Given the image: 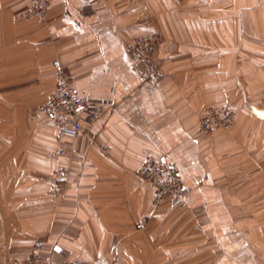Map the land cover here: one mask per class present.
<instances>
[{"label":"crops","instance_id":"0c3cea01","mask_svg":"<svg viewBox=\"0 0 264 264\" xmlns=\"http://www.w3.org/2000/svg\"><path fill=\"white\" fill-rule=\"evenodd\" d=\"M34 1L0 0V264L36 242L44 264H264V0H49L20 19ZM149 33L160 84L128 51ZM60 71L88 103L79 139L38 112ZM212 107L234 123L201 133ZM148 160L177 167L183 207H154Z\"/></svg>","mask_w":264,"mask_h":264},{"label":"built area","instance_id":"2783aa9c","mask_svg":"<svg viewBox=\"0 0 264 264\" xmlns=\"http://www.w3.org/2000/svg\"><path fill=\"white\" fill-rule=\"evenodd\" d=\"M50 1L35 0L31 10L23 13L20 19L38 17L45 21L48 14ZM162 44V37L157 33H149L138 37L128 46L129 53L139 61H144L149 78L156 84L164 80L156 53ZM58 83L55 90L48 96L38 112L46 117L57 127L59 139L71 137L82 138L85 129L79 120V115L87 106V101L79 95L72 85L71 79L64 71L58 74ZM104 107L96 109L90 116L96 121L105 115ZM235 120V111L227 107H212L203 116L200 125L201 133H211L217 129L230 128ZM66 155V151L59 149L50 153V159L56 160ZM138 176L152 189L154 193V207H159L165 200H170L176 207H183L184 199L189 190L184 186L177 167L165 161H146L138 172ZM41 242H36L31 253L26 259L10 264H44L40 256ZM64 264H104L102 262L87 263L75 261Z\"/></svg>","mask_w":264,"mask_h":264},{"label":"rangeland","instance_id":"374dc122","mask_svg":"<svg viewBox=\"0 0 264 264\" xmlns=\"http://www.w3.org/2000/svg\"><path fill=\"white\" fill-rule=\"evenodd\" d=\"M183 2H185V0H182ZM157 34H159L161 37H162V44L164 43V35L162 34V33H157ZM162 44H161V46H162ZM160 46V47H161ZM160 47H159V49H160ZM159 49H158V51H159ZM158 51H157V53H156V59H157V61H158V58H157V54H158ZM158 63H159V61H158ZM160 64V63H159ZM160 67H161V65H160ZM161 70H162V67H161ZM163 72V71H162ZM227 129H229V128H224V130H227ZM256 207H259L260 209H264V202H258L257 204H256ZM258 208V209H259ZM41 253V252H40ZM41 256V255H40ZM85 262H87V263H92L91 261H85ZM98 262H102V263H104V264H106V262L105 261H98ZM11 262H9L8 264H10ZM64 263H70V262H68V261H64L62 264H64Z\"/></svg>","mask_w":264,"mask_h":264},{"label":"trees","instance_id":"16d2710c","mask_svg":"<svg viewBox=\"0 0 264 264\" xmlns=\"http://www.w3.org/2000/svg\"><path fill=\"white\" fill-rule=\"evenodd\" d=\"M50 120V119H49ZM40 255H41V253H40ZM42 258V257H41Z\"/></svg>","mask_w":264,"mask_h":264}]
</instances>
